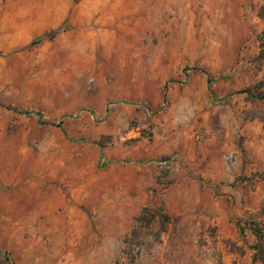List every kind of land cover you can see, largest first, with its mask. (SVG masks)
<instances>
[{
  "label": "rangeland",
  "instance_id": "rangeland-1",
  "mask_svg": "<svg viewBox=\"0 0 264 264\" xmlns=\"http://www.w3.org/2000/svg\"><path fill=\"white\" fill-rule=\"evenodd\" d=\"M263 48L264 0H0V264H264Z\"/></svg>",
  "mask_w": 264,
  "mask_h": 264
},
{
  "label": "trees",
  "instance_id": "trees-1",
  "mask_svg": "<svg viewBox=\"0 0 264 264\" xmlns=\"http://www.w3.org/2000/svg\"><path fill=\"white\" fill-rule=\"evenodd\" d=\"M261 58L264 61V48L262 51V55ZM209 83L213 82V79L211 77H209L208 79ZM8 109H13L11 107H7ZM16 110V109H13ZM21 113H25V114H37L39 116V118H42L41 113L39 112H32V111H19ZM62 123V121L59 122H51L50 124L52 125H60ZM253 233L256 235L257 237V243L255 245V254L253 257L254 261H259V262H263L264 263V228H260V227H255L253 228ZM9 261H11L13 263V261L11 259H9Z\"/></svg>",
  "mask_w": 264,
  "mask_h": 264
}]
</instances>
